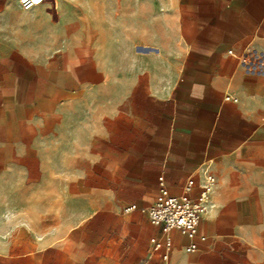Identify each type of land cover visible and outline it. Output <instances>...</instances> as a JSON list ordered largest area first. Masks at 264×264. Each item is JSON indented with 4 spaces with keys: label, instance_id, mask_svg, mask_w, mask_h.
I'll return each mask as SVG.
<instances>
[{
    "label": "crops",
    "instance_id": "0c3cea01",
    "mask_svg": "<svg viewBox=\"0 0 264 264\" xmlns=\"http://www.w3.org/2000/svg\"><path fill=\"white\" fill-rule=\"evenodd\" d=\"M206 166L164 261L124 209ZM0 264H264V0H0Z\"/></svg>",
    "mask_w": 264,
    "mask_h": 264
},
{
    "label": "built area",
    "instance_id": "2783aa9c",
    "mask_svg": "<svg viewBox=\"0 0 264 264\" xmlns=\"http://www.w3.org/2000/svg\"><path fill=\"white\" fill-rule=\"evenodd\" d=\"M44 2L45 0H19L20 5L25 10L32 9ZM242 65L248 70L254 69L253 65L245 60H243ZM227 99L237 102V99L229 96ZM203 177L204 182L196 195L193 194V186L190 183H186L182 193L171 194L164 179H161L158 184L161 197L156 203L141 208L132 204L124 209L125 212L141 210L149 216L152 225L161 228L164 234L163 240L153 237L150 242L153 252L162 251L164 261L168 260L172 250V238L169 235L171 231L177 230L190 239L189 244L185 247L187 252H195L198 249L195 242L196 238L201 241L206 240V237L199 233V224L203 215L210 209L211 194L216 178L209 166L203 168Z\"/></svg>",
    "mask_w": 264,
    "mask_h": 264
}]
</instances>
